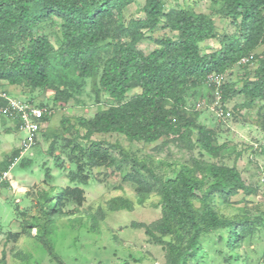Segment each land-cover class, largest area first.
<instances>
[{"label": "trees", "instance_id": "16d2710c", "mask_svg": "<svg viewBox=\"0 0 264 264\" xmlns=\"http://www.w3.org/2000/svg\"><path fill=\"white\" fill-rule=\"evenodd\" d=\"M220 1L219 12L230 20L231 27L222 35L210 15L175 8L166 11L165 0H147L146 17L129 24L120 16L130 0H0V80L52 89L55 103H67L78 79L99 70L101 87L120 103L91 119L78 118V124L86 129L84 154L91 164L117 163L112 153L116 145L91 140L95 133L110 132L147 143L173 133L215 156L224 146L215 144L214 130L197 123L196 114L188 115L184 92L190 85L207 82L210 74L226 73L243 58L251 60L255 49L264 43V0ZM54 17L61 25L59 48L39 30L41 23ZM162 17L167 28L178 32V38H160V47L146 54L138 43L145 37L144 30L156 28ZM216 37H220L221 48L202 54L200 43ZM260 61L258 76L245 79L240 90L249 102L264 97V59ZM230 85L221 86L223 96L232 92ZM138 87L141 92L124 101L127 93ZM48 108L51 114L44 117L45 123L53 112ZM121 152L123 162L132 160L135 168L142 167L150 175L151 180L141 174L132 177L138 185V203L144 204L155 190L160 196L161 217L152 223L133 222L132 226L144 228L152 241L165 247L167 264H207L202 259L204 236L226 230V246L235 250L261 225L258 218L247 215L226 216L215 202L218 196L254 191L236 166L194 159L191 164L180 163L174 176L158 175L145 161L128 155L123 148ZM44 199L39 241L51 259L66 264L53 244L55 221L69 216L71 212L65 210L68 202L82 206L85 191L68 186L53 196L44 195ZM132 206L131 201L116 198L111 207ZM94 222L98 231V219Z\"/></svg>", "mask_w": 264, "mask_h": 264}, {"label": "rangeland", "instance_id": "374dc122", "mask_svg": "<svg viewBox=\"0 0 264 264\" xmlns=\"http://www.w3.org/2000/svg\"><path fill=\"white\" fill-rule=\"evenodd\" d=\"M146 4L147 0H130L125 3L120 19L129 24L133 19L145 18ZM165 8L166 11L175 8L210 15L219 35L231 30L230 20L219 12L221 1L165 0ZM165 22L166 18L162 17L156 28L144 30L145 37L138 43L141 51L150 54L159 48L160 38H178V32L167 28ZM39 30L49 36L56 48L60 47L59 18L41 23ZM200 48L202 54L218 50L220 37L201 42ZM251 58L249 63L235 65L225 73V83L233 88L226 96L220 88L222 96L217 105L231 112L228 118L217 114L215 86L204 81L190 85L184 92L188 115L196 114L197 123L214 130L215 144L224 146L217 155L206 153L200 145L191 146L173 133L152 143L131 141L117 132L95 133L91 140L117 146L112 150L117 158L113 165L90 163L84 154L88 145L86 129L78 124V118L91 119L120 103L101 87L99 70L90 77L78 79L67 103H55L52 89L9 85L0 80V89L12 96L45 104L53 110L39 132L36 145L11 170L12 180L0 187L1 264H57L39 241L38 223L42 224L45 219L44 195L53 196L68 186L83 188L86 200L80 207L73 201L68 202L65 210L71 212L69 216L55 221L53 244L66 264H167L165 247L152 241L144 228L132 226L133 222L152 223L161 217L160 196L155 190L144 204L138 203V185L132 177L141 174L151 180L150 175L142 167L135 168L132 160L123 162L121 148L128 155L145 161L158 175L174 176L180 163L191 164L194 159L236 166L254 191L241 190L226 198L218 196L215 202L222 214L258 218L261 225H257L235 250L226 246V230L204 236L202 259L207 264H264V97L249 102L245 94L240 93L245 79L258 76L260 60L264 59V43L255 49ZM140 92L139 87L132 89L124 101ZM201 101L205 105L198 108ZM3 118L0 125L14 126V121ZM25 135L15 127L6 131L4 126L0 128V162H3L0 170L13 156L12 147L19 146ZM193 139H197L195 130ZM27 159H31V163L26 165ZM116 198L131 201L132 208L112 209ZM96 218L98 231H95Z\"/></svg>", "mask_w": 264, "mask_h": 264}, {"label": "built area", "instance_id": "2783aa9c", "mask_svg": "<svg viewBox=\"0 0 264 264\" xmlns=\"http://www.w3.org/2000/svg\"><path fill=\"white\" fill-rule=\"evenodd\" d=\"M248 58H243L242 63L248 62ZM225 73H213L207 78V83L216 87V95L218 97L216 105L221 98V86L225 83ZM205 102L201 101L197 104L198 108L204 107ZM217 105L216 111L220 118H228L231 112ZM51 114L46 106H39L37 103L22 100L12 96L10 93L0 89V116L15 121L19 130L26 133L21 140L18 151L14 154L7 166L0 170V187L4 182L12 180L11 170L20 163L31 149L36 145L39 132L41 131L44 122V117Z\"/></svg>", "mask_w": 264, "mask_h": 264}, {"label": "crops", "instance_id": "0c3cea01", "mask_svg": "<svg viewBox=\"0 0 264 264\" xmlns=\"http://www.w3.org/2000/svg\"><path fill=\"white\" fill-rule=\"evenodd\" d=\"M0 118H3V117L0 116ZM3 119H7V118H3ZM14 122H15V121H14ZM3 126H4L5 131H6V130H11L13 127H15L16 129L18 128L16 122H15L14 126H9V125L6 123V124H4V125H0V128L3 127ZM18 148H19V146H16V147H14V148L12 147L11 150H12L13 152H15ZM0 163H3V162H0Z\"/></svg>", "mask_w": 264, "mask_h": 264}, {"label": "clouds", "instance_id": "9594fccd", "mask_svg": "<svg viewBox=\"0 0 264 264\" xmlns=\"http://www.w3.org/2000/svg\"><path fill=\"white\" fill-rule=\"evenodd\" d=\"M241 61H242V60H241ZM241 61L238 63L239 65H242V64L249 63L250 59H249V61H248V62H246V63H242ZM1 117H2V116H1Z\"/></svg>", "mask_w": 264, "mask_h": 264}]
</instances>
